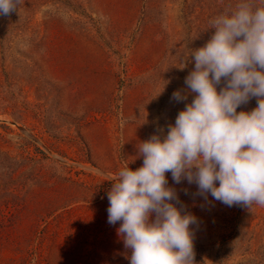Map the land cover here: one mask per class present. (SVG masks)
Returning <instances> with one entry per match:
<instances>
[{"label": "rangeland", "instance_id": "rangeland-1", "mask_svg": "<svg viewBox=\"0 0 264 264\" xmlns=\"http://www.w3.org/2000/svg\"><path fill=\"white\" fill-rule=\"evenodd\" d=\"M236 3L19 0L0 16V264H130L107 192L192 101L172 94L187 93L191 53ZM166 178L196 217L194 264H264V206L229 207Z\"/></svg>", "mask_w": 264, "mask_h": 264}, {"label": "clouds", "instance_id": "clouds-1", "mask_svg": "<svg viewBox=\"0 0 264 264\" xmlns=\"http://www.w3.org/2000/svg\"><path fill=\"white\" fill-rule=\"evenodd\" d=\"M19 0H0V16ZM214 33L191 53L185 77L194 98L178 112L166 135L140 143L143 164L121 169L107 192L108 223L129 249L130 264H194L196 217L182 212L166 173L179 184L195 183L226 206H264V0H237L211 22ZM223 85L222 87H219ZM219 87V91L217 90ZM258 99L250 112L237 108ZM154 216V219L152 218Z\"/></svg>", "mask_w": 264, "mask_h": 264}]
</instances>
